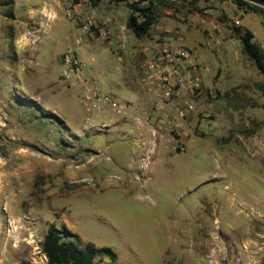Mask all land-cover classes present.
Returning a JSON list of instances; mask_svg holds the SVG:
<instances>
[{"label":"rangeland","instance_id":"374dc122","mask_svg":"<svg viewBox=\"0 0 264 264\" xmlns=\"http://www.w3.org/2000/svg\"><path fill=\"white\" fill-rule=\"evenodd\" d=\"M3 8L0 30L7 37L11 30L29 32L33 44L16 56L0 49V264H44L41 244L50 225L116 254L115 262L102 256L96 264L193 259L210 231L232 252L239 237L256 229L257 204H264V76L242 53L235 30L253 33L264 60V15L231 0L167 1L159 8L158 21L167 27L179 20V10L192 15L188 29L176 23L183 41L173 44L208 69L193 113L172 125V135H161L147 130L149 112L118 116L102 100L82 99L79 80L59 77L56 56L73 50L71 32L80 24L60 13L36 36V23L23 17L4 24ZM92 30L75 49L91 89L135 104L127 67L138 68L155 51L140 55L133 44L135 53L120 63L111 39H97ZM149 40H141L142 49ZM184 146L182 153L172 150ZM242 247L243 264H264Z\"/></svg>","mask_w":264,"mask_h":264},{"label":"built area","instance_id":"2783aa9c","mask_svg":"<svg viewBox=\"0 0 264 264\" xmlns=\"http://www.w3.org/2000/svg\"><path fill=\"white\" fill-rule=\"evenodd\" d=\"M73 1V0H71ZM90 2V0H87ZM137 8L143 9L148 6L147 0H131ZM67 18L71 17L70 12L66 11ZM95 18V17H94ZM141 19V18H139ZM105 20V19H104ZM140 21V20H139ZM238 20L236 25H240ZM109 24L114 32L113 36L106 31H101ZM92 27L98 29L97 39H111L113 44L112 54L120 63L127 62L129 53V41L131 30L127 22H119L111 17H107L102 24H80L72 36L74 48L61 56V78L63 81L79 80L86 93H82V99L89 101L90 97L102 100L118 116H140L147 114L139 112L138 106L130 102L118 103L112 97L101 96L96 90L91 89V79L89 70H85L84 65L78 60L76 48L80 47L88 38L93 37ZM164 38L158 49L148 57L143 59L137 70V79L144 89V94L148 95L151 104L154 106V112L149 114L148 122L150 132L153 134H171L172 125L184 120L195 110L194 98L202 90V71L208 72L207 68L201 67L196 62L193 53L183 45H174L173 42H182L183 38L176 31H164ZM140 114V115H139ZM179 127V125H178ZM176 125V128H178ZM176 150V147H175ZM44 254V253H43ZM42 262L47 264L45 254L42 256Z\"/></svg>","mask_w":264,"mask_h":264},{"label":"crops","instance_id":"0c3cea01","mask_svg":"<svg viewBox=\"0 0 264 264\" xmlns=\"http://www.w3.org/2000/svg\"><path fill=\"white\" fill-rule=\"evenodd\" d=\"M172 2H177V0H167ZM190 3V2H189ZM131 4V0H90L88 2L87 0H75L73 3L71 0H40L38 3H32L31 0H26L23 2L22 0H13V7H12V13L13 18L9 19L7 16L2 18L4 20L3 23H7L10 25V22L18 21L20 18H25L26 22H32L36 23V30H38L37 33L33 32L32 35L38 36L41 33H47L50 29V23L55 22L59 19L60 13L62 14L64 19H70L74 22V24H102L106 20L107 17H111L116 21L119 22H127V19L129 15L131 14L132 10L130 9L129 5ZM1 9H4L3 6H0V13ZM68 11L71 14L70 18H67L65 15V12ZM175 11L174 8L169 9L168 12ZM4 16V15H3ZM1 17V16H0ZM95 17V18H94ZM179 20H176L175 24L172 27H167L168 23L166 21H158L159 19L156 17V21L154 25L152 26L151 30L149 31L150 40L148 41V47L145 49H142L144 44L141 43V40L144 38H137L132 32L131 38L129 41V55L131 58L132 53H135L137 51V54H142L146 52H154L156 49H158L159 45L162 43V39L164 38V31H179V26L186 27L188 29V25H191L193 22L192 15L187 10H179L177 15ZM105 19V20H104ZM186 21L187 23H182L183 21ZM1 23V19H0ZM159 23L157 26L156 24ZM179 24L178 25H176ZM105 27L101 28V31H106L110 33V36L114 35V32L112 30V27L109 24H104ZM243 26V25H242ZM75 29L71 32V35L76 31ZM29 32H27L25 35L17 34L16 32H12V30L9 32L7 37V33L5 31L0 30V49L2 52L12 50L13 55L16 56V50H19L21 52L26 51V49L29 47V45L33 44L31 42V38L28 36ZM182 38L183 36L179 34ZM156 38V40H155ZM10 39L13 40L10 42ZM2 40V41H1ZM135 42V43H134ZM8 43V44H7ZM133 44L138 45L139 47L137 50H133ZM9 45V46H8ZM4 47V48H3ZM63 53H58L56 58L59 62L60 66L61 64V56ZM128 66H131L128 64ZM3 69H8L7 65L3 66ZM135 67H127V73L131 76V81L126 82V87L131 91L134 92V94L137 95L138 102L135 103V106H138L139 112H154V105L155 103L151 104V101L148 97V95L144 94V89L141 86L140 82L137 79V70H135ZM62 69H60L59 73L61 74ZM60 77V76H59ZM133 79V81H132ZM201 79L203 81V76L201 75ZM203 85V82H202ZM140 115V114H139ZM194 115V114H193ZM147 130L150 132L149 128ZM163 135V134H161ZM175 142H177L174 139ZM178 143V142H177ZM176 153H182L185 151L184 149L180 152L177 150L172 149ZM258 211L255 212V219L258 223H256L255 226L256 229L254 231H250L248 234H246V237L242 239L239 237V242L236 243V247L232 245L233 250L232 252L226 251L227 244L224 241H221L218 237L215 236V233L212 231L209 232V235H205L204 239L200 244H198V247L196 248V253L194 254V258L191 259L190 257L183 256L179 259L178 262L173 263L171 261L163 262L162 264H221V262L228 261L231 264H234L233 260L231 259V256H234L235 258H239V264H243V261L241 262V259H243L246 255L243 251V247H249L250 252L252 253V259L253 261L257 262L264 257V241L260 239V235L262 231L259 226L261 223H264V204L260 205L257 204ZM264 231V230H263ZM239 249H238V248ZM261 249V250H259ZM195 257H198V259H195ZM227 258V259H226Z\"/></svg>","mask_w":264,"mask_h":264},{"label":"trees","instance_id":"16d2710c","mask_svg":"<svg viewBox=\"0 0 264 264\" xmlns=\"http://www.w3.org/2000/svg\"><path fill=\"white\" fill-rule=\"evenodd\" d=\"M147 1L149 4L143 9L137 8L135 4L129 5L132 12L127 19V26L137 38H144L149 35V31L156 21L157 11L167 2V0ZM231 1L238 8L247 12L264 15V0ZM0 6L7 7V17L13 18V0H0ZM235 33L240 41L242 53L254 63L257 70L264 76V60L259 48L253 41V33L246 28L236 29ZM41 246L48 264H96V258L102 256L107 257L111 263L116 260V254L110 248H97L92 243L82 244L79 236L70 232L66 226L57 228L50 225L43 237Z\"/></svg>","mask_w":264,"mask_h":264},{"label":"bare ground","instance_id":"6f19581e","mask_svg":"<svg viewBox=\"0 0 264 264\" xmlns=\"http://www.w3.org/2000/svg\"><path fill=\"white\" fill-rule=\"evenodd\" d=\"M75 170H77V169H74V168L70 169V171L72 172V176H75V173H74Z\"/></svg>","mask_w":264,"mask_h":264}]
</instances>
